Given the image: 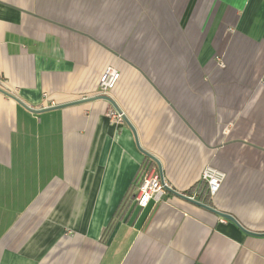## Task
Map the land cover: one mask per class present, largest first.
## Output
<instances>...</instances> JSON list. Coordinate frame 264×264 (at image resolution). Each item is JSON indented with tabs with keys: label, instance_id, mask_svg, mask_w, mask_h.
Segmentation results:
<instances>
[{
	"label": "crops",
	"instance_id": "0c3cea01",
	"mask_svg": "<svg viewBox=\"0 0 264 264\" xmlns=\"http://www.w3.org/2000/svg\"><path fill=\"white\" fill-rule=\"evenodd\" d=\"M0 73V264H264V0H0Z\"/></svg>",
	"mask_w": 264,
	"mask_h": 264
},
{
	"label": "built area",
	"instance_id": "2783aa9c",
	"mask_svg": "<svg viewBox=\"0 0 264 264\" xmlns=\"http://www.w3.org/2000/svg\"><path fill=\"white\" fill-rule=\"evenodd\" d=\"M121 78L120 70L114 66H109L99 80V93L100 95H111L112 90L116 87L119 79ZM264 86V78L261 80ZM0 89L7 92L6 80L0 73ZM114 123H121L125 119V113L119 109L112 108L106 113ZM226 172L217 168L212 164H207L201 172V181L206 184V195L213 197L221 189L225 179ZM172 187L168 182L163 179L161 172L157 166L152 164L148 166L144 173L139 186L137 201L139 206L146 207L152 202H159L163 199L167 189ZM188 197L199 200L201 192L194 191L192 194L186 193Z\"/></svg>",
	"mask_w": 264,
	"mask_h": 264
},
{
	"label": "water",
	"instance_id": "95a60500",
	"mask_svg": "<svg viewBox=\"0 0 264 264\" xmlns=\"http://www.w3.org/2000/svg\"><path fill=\"white\" fill-rule=\"evenodd\" d=\"M96 98L106 99V100L110 101L111 103H113V104L115 105L113 99H112L110 96H108V95H99V96H97ZM115 106L117 107V105H115ZM117 108H118V107H117ZM131 127H132V129L134 130V126L131 125ZM143 152H144L145 154H147L148 156L154 158V157H153L151 154H149L148 152H146V151H143ZM160 172H161V175H162V171H161V169H160ZM171 190H172V192H174L176 195H178V196H180V197H182V198H185V199H187V200H189V201H191V202H193V203H195V204H197V205H199V206H201V207H204V208H206V209H208V210H211V211H213V212H216L217 214H219V215H221V216H223V217H225V218H227V219H230V220H232V221L238 223L237 220H236L232 215H230V214H228V213L221 212V211L217 210L216 208H214V207H212V206H210V205H208V204H205L204 202H201V201L196 200V199H192V198L188 197L187 195L182 194V193H180V192H178V191H175V190H173V189H171ZM245 230H246V229H245ZM262 234L264 235V233H262Z\"/></svg>",
	"mask_w": 264,
	"mask_h": 264
},
{
	"label": "trees",
	"instance_id": "16d2710c",
	"mask_svg": "<svg viewBox=\"0 0 264 264\" xmlns=\"http://www.w3.org/2000/svg\"><path fill=\"white\" fill-rule=\"evenodd\" d=\"M150 162H151L150 165H152V163H154V162H153V159L147 157V158H146V161H145L146 165H147L148 163H150ZM205 190H206V189H204V191L201 193V197H202V196H205L204 198H206L207 195H206V191H205Z\"/></svg>",
	"mask_w": 264,
	"mask_h": 264
}]
</instances>
